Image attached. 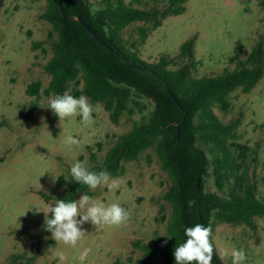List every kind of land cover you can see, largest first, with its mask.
Masks as SVG:
<instances>
[{
  "label": "rangeland",
  "instance_id": "rangeland-1",
  "mask_svg": "<svg viewBox=\"0 0 264 264\" xmlns=\"http://www.w3.org/2000/svg\"><path fill=\"white\" fill-rule=\"evenodd\" d=\"M125 1L136 9H164L169 3ZM230 1L188 0L183 14L168 17L144 43L140 29L150 25L142 22L130 25L124 40L142 60L157 63L162 56L177 58L181 45L194 39V58L178 59L173 69L190 63L195 78L232 71L247 59L264 33V0ZM90 2L99 7L100 0ZM46 10L47 0H5L0 11V264H81L78 257L85 248L90 251L83 264H162L155 258L144 259L135 246L138 241L152 247L168 245L165 218L171 206L164 196L170 179L152 149L123 163L125 173L113 177L119 180L115 190L101 186L75 197L79 200L89 194L105 205L118 203L129 213L125 224L96 227L86 222L81 226L86 235L75 248L56 243L50 232L43 233L42 211L66 194L73 163L86 162L89 170L101 165L117 137L140 119V115H124L114 124L103 105L89 98L94 106L91 123H83L80 116L61 122L47 108L53 96L45 93L51 82L45 66L52 57V26L41 18ZM34 42L44 46L35 48ZM37 81L42 83L41 96L27 95L29 84ZM66 93L74 96V86ZM229 102L228 111L219 107L214 111L224 123H237L236 142L248 146L255 158L251 175L257 197L264 202V77L248 93L236 89ZM68 136L79 143L68 144ZM208 187L216 191L213 180ZM252 223H220L215 228L213 239L225 264H232L233 249L245 252L243 264H264V218L255 217ZM61 256L67 259L61 261Z\"/></svg>",
  "mask_w": 264,
  "mask_h": 264
},
{
  "label": "trees",
  "instance_id": "trees-1",
  "mask_svg": "<svg viewBox=\"0 0 264 264\" xmlns=\"http://www.w3.org/2000/svg\"><path fill=\"white\" fill-rule=\"evenodd\" d=\"M4 1L0 0V11ZM187 2L169 0L164 9H136L125 0H100L98 8L90 0H47V10L41 18L52 26V57L45 66L51 76L45 93L63 95L73 85L76 98L85 95L102 104L114 124L124 115H140L130 131L117 137L103 163L90 171L107 170L117 177L125 173L124 162L136 160L145 150L155 151L170 179L164 196L171 206L165 218L168 245L152 247L136 242L144 259L175 264L176 245L186 241L185 229L200 224L202 216L204 226L212 228V264H225L213 239L215 228L220 223L253 226L255 217L264 218V202L257 197L251 175V160L255 158L248 146L236 142L237 123H224L214 109L228 111L229 96L236 89L248 93L264 77V33L236 69L201 78L192 76L190 63L172 68L178 65V59L194 58V39L181 45L177 58L162 56L157 63L146 62L128 49L123 33L130 25H150L140 29L144 43L168 17L183 14ZM80 21H85L112 51ZM43 46V42H34L35 48ZM41 90L42 83L37 81L29 84L26 92L40 97ZM59 180L61 185L62 176ZM211 180L216 191L208 189ZM87 189L70 181L66 194L58 199L75 200L79 192Z\"/></svg>",
  "mask_w": 264,
  "mask_h": 264
},
{
  "label": "clouds",
  "instance_id": "clouds-1",
  "mask_svg": "<svg viewBox=\"0 0 264 264\" xmlns=\"http://www.w3.org/2000/svg\"><path fill=\"white\" fill-rule=\"evenodd\" d=\"M47 108H50L61 122L75 116H80L83 123H91L93 120L94 106L84 95L79 98L67 93L56 95L49 98ZM66 139L70 145L79 143L72 136H68ZM70 175V181L85 185L89 190L106 186L112 191L119 187V180L113 178L107 170L90 171L86 162L79 160L71 166ZM42 212L44 213V230L51 233V237L56 243L71 248L77 247L86 235L81 227L84 223L90 222L96 227L120 226L129 219L128 211L118 203L105 205L97 202L89 194L82 195L79 200L57 199L54 204L48 205L46 211ZM49 213L51 218H49ZM211 234V226L205 227L202 224H196L194 227L186 228V241L176 245L174 249L175 264H212L214 250L210 242ZM89 251L85 248L79 253L78 258L81 264L88 257ZM231 257L232 264H243L246 259L242 249H233ZM60 259L65 261L67 257L61 256Z\"/></svg>",
  "mask_w": 264,
  "mask_h": 264
},
{
  "label": "water",
  "instance_id": "water-1",
  "mask_svg": "<svg viewBox=\"0 0 264 264\" xmlns=\"http://www.w3.org/2000/svg\"><path fill=\"white\" fill-rule=\"evenodd\" d=\"M63 0H60V3H62ZM230 0H226V3H230ZM85 28L87 29V31L97 40L99 41L101 44H103L104 46H106V48H108L109 50L112 51L111 47L105 42L103 41L94 31L93 29L85 22V21H80ZM170 96L172 97V99L176 102L175 96L172 92H170ZM178 135H180V126H178ZM200 224L204 225V221L202 216H200Z\"/></svg>",
  "mask_w": 264,
  "mask_h": 264
}]
</instances>
